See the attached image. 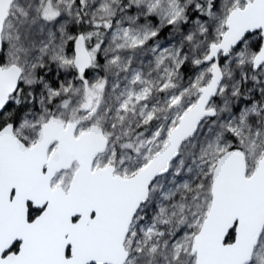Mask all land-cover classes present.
<instances>
[{
  "label": "snow or ice",
  "instance_id": "snow-or-ice-1",
  "mask_svg": "<svg viewBox=\"0 0 264 264\" xmlns=\"http://www.w3.org/2000/svg\"><path fill=\"white\" fill-rule=\"evenodd\" d=\"M0 264H264V0H0Z\"/></svg>",
  "mask_w": 264,
  "mask_h": 264
}]
</instances>
